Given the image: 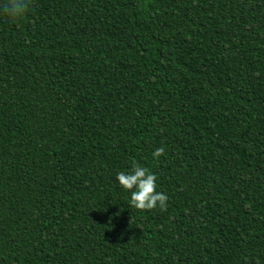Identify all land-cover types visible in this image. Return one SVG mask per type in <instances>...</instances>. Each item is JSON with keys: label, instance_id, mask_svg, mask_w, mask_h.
<instances>
[{"label": "trees", "instance_id": "1", "mask_svg": "<svg viewBox=\"0 0 264 264\" xmlns=\"http://www.w3.org/2000/svg\"><path fill=\"white\" fill-rule=\"evenodd\" d=\"M0 264H264V0L0 14Z\"/></svg>", "mask_w": 264, "mask_h": 264}, {"label": "clouds", "instance_id": "2", "mask_svg": "<svg viewBox=\"0 0 264 264\" xmlns=\"http://www.w3.org/2000/svg\"><path fill=\"white\" fill-rule=\"evenodd\" d=\"M35 0H3L0 4V14L8 17L11 22L22 19L34 7ZM164 148H158L153 156L158 158L164 153ZM120 186L131 193L130 207L138 211L152 210L159 206L161 211L167 208L168 196L156 191L157 176L148 168L135 163L131 171L117 174Z\"/></svg>", "mask_w": 264, "mask_h": 264}]
</instances>
